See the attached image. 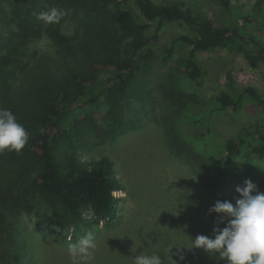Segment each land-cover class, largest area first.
Segmentation results:
<instances>
[{"label":"trees","instance_id":"obj_1","mask_svg":"<svg viewBox=\"0 0 264 264\" xmlns=\"http://www.w3.org/2000/svg\"><path fill=\"white\" fill-rule=\"evenodd\" d=\"M134 1L139 14L121 7L120 0H0V107L10 109L29 133L19 153L0 152V264L26 262L31 240L24 214L35 211L32 205L37 206L38 197L57 209L60 227L88 223L90 217L108 225L115 221L118 198L113 193L121 188L114 164L109 158L83 156L88 141L84 129L91 128L100 138L119 133L124 128L119 90L131 84L144 64L168 63L179 44L187 52L172 70L171 90L163 91L168 111L177 109L167 117V134L177 151L190 156L215 203L235 204L237 186L248 179L264 192V125L244 128L230 139L215 160L216 169L203 144L184 139L179 128L185 112L200 105L198 92L208 71L198 61L199 53L222 48L253 66L264 63V0L256 1L251 14L237 18L230 11L226 26L197 14L185 1ZM218 2L231 10L230 0ZM50 7L67 14L58 22L39 20L38 14ZM174 22L187 25L193 35H177L158 51V32ZM153 25L157 30L150 34ZM42 39L55 49L45 59L30 47ZM226 80V88L209 102L205 118L242 107L264 113V97L257 89L238 86L231 72ZM253 164L259 172L234 179L240 165L243 172H251Z\"/></svg>","mask_w":264,"mask_h":264},{"label":"rangeland","instance_id":"obj_2","mask_svg":"<svg viewBox=\"0 0 264 264\" xmlns=\"http://www.w3.org/2000/svg\"><path fill=\"white\" fill-rule=\"evenodd\" d=\"M153 1L156 4L185 1L197 14L226 26L232 19L230 11L237 18L251 14L257 0H230L231 10L225 9L218 0ZM120 2L121 7L139 14L134 0ZM156 30L157 26L153 25L150 34ZM158 33V51L168 47L177 35H193L187 25L177 22L166 24ZM30 47L31 52L38 51L40 59L55 50L46 39L37 40ZM186 52L187 47L179 44L168 63L144 64L131 84L119 90V115L124 124L119 133L100 138L91 128L84 129L88 141L82 150L83 156L89 160L109 158L114 164L121 188L113 193L114 198H118L115 221L108 225L90 217L88 223L60 227L57 209L46 198L38 197L37 206L32 205L35 211L24 214L23 225L31 240L24 264H134L135 256L141 254H158L164 264H226L218 260V253L213 255L193 248V239L201 234L211 236L218 223V214L209 211L215 201L190 156L177 151L178 146L165 129L167 117L176 114L177 109L173 106L168 111L169 102L163 91L171 90L172 70ZM197 58L208 74L198 92L200 105L185 112L179 128L184 139L203 144V151L210 154L212 167H215V160L223 155L230 139L236 138L244 128L264 125V113L260 108L242 107L205 118L209 102L226 88L228 72L238 86L253 87L264 97V63L253 66L242 55L222 48L201 52ZM195 118L199 123H195ZM243 169L240 165L234 179L259 172L257 164H253L251 172H243ZM260 176L264 179V171ZM89 231L97 244L92 259L73 260L69 245Z\"/></svg>","mask_w":264,"mask_h":264},{"label":"clouds","instance_id":"obj_3","mask_svg":"<svg viewBox=\"0 0 264 264\" xmlns=\"http://www.w3.org/2000/svg\"><path fill=\"white\" fill-rule=\"evenodd\" d=\"M66 14L57 7H50L37 18L51 23L58 22ZM28 141L29 133L13 112L0 107V152L19 153ZM236 192L239 195L234 198L235 204L218 200L210 208V213L218 214V223L211 236L197 235L192 242L193 248L213 255L218 253V260H224L226 264H264V192L251 179L245 180L243 186H237ZM220 224L225 226L221 228ZM96 248L94 234L89 231L70 244L68 250L73 260L89 261ZM134 264H164V260L158 254H141L135 256Z\"/></svg>","mask_w":264,"mask_h":264}]
</instances>
